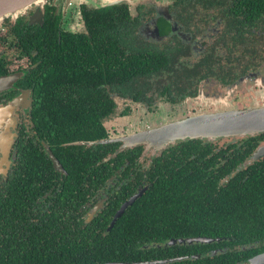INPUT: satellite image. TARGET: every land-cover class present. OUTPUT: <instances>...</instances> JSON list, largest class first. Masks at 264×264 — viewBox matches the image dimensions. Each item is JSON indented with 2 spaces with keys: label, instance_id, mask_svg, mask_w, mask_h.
I'll use <instances>...</instances> for the list:
<instances>
[{
  "label": "flooded vegetation",
  "instance_id": "af4514ba",
  "mask_svg": "<svg viewBox=\"0 0 264 264\" xmlns=\"http://www.w3.org/2000/svg\"><path fill=\"white\" fill-rule=\"evenodd\" d=\"M92 13L113 25L92 34ZM48 20L55 44L41 32ZM14 74L15 88L0 93V105L23 97L6 156L0 149V210L14 191L21 197L0 225L17 244L9 253L40 255L54 247L55 255H72L76 249L61 247L63 240L104 237L136 195L125 213L136 205L139 218L163 208L169 223L182 221L186 230L169 226L163 242L128 248H156L163 259L123 263L249 264L264 253V215L251 216L244 234L236 230L245 216L221 215L236 203L262 205L264 213V131L161 147L123 140L194 115L264 108V0H43L0 23V76ZM67 107L74 126L59 115ZM92 110L95 130L86 115L77 118ZM148 192L159 198L152 210L140 200ZM258 192L263 199L249 200ZM236 194L245 200L228 199ZM244 238L252 243L242 244Z\"/></svg>",
  "mask_w": 264,
  "mask_h": 264
},
{
  "label": "trees",
  "instance_id": "16d2710c",
  "mask_svg": "<svg viewBox=\"0 0 264 264\" xmlns=\"http://www.w3.org/2000/svg\"><path fill=\"white\" fill-rule=\"evenodd\" d=\"M107 15V14H106ZM90 16V17H89ZM87 17L88 25L90 26V31L92 34L98 33L102 30H106L107 27L113 25V21L108 20V18H102L105 14L102 13H92ZM50 19V18H49ZM116 22V21H115ZM47 26L41 30V32H45V42H50L51 44H55L56 41V27L48 20ZM66 37V39L64 38ZM68 36H64V40L67 42ZM73 40V39H72ZM64 41V44L66 42ZM70 45V43H69ZM65 50L59 54L62 56L61 63L66 64L69 62V56L64 54ZM43 52H41L42 54ZM44 54V53H43ZM45 55V54H44ZM71 59V58H70ZM57 65V60L55 61V67ZM58 72L55 70L52 80H55L58 77ZM46 102H50L51 94L42 92L39 94V98ZM70 104V103H69ZM71 106V105H70ZM84 108V107H83ZM41 108H36L35 112L41 111ZM49 113L53 115L54 108H51ZM62 120L69 121L74 126V114L71 112L70 107L64 108L60 110V114ZM84 115H86V121H90L93 123V127L91 130H95L96 128V111L92 110L89 113L78 112L77 118L84 120ZM71 131L75 132L76 135H91L87 132H80L72 130V127L69 128ZM68 129V130H69ZM75 129V128H74ZM264 184V183H263ZM256 183H250L248 186H254ZM251 189V188H250ZM252 190V189H251ZM157 193L154 192V195L149 192L145 194L140 200L143 205H145L146 210H152L156 207L151 205V201L158 200ZM20 191H14L13 202L9 206L18 207L20 204ZM228 199L236 200V201H244L245 198L239 195L230 196ZM263 199L260 192L255 193L253 197L249 200H261ZM9 206L0 210V225L3 223V217L8 215ZM160 208L158 213L155 214H145V217H137L135 212L136 205L131 207L116 223L113 228L107 233L104 237L96 236L92 234L90 237H77L74 240L68 241L63 240L64 245L61 247H72L76 249V252L72 255L58 256L52 253L50 249L44 250V254H16L9 253L13 247H15L16 242L14 240L7 238L6 236H2L0 234V264H106V263H123V262H135L141 260H154V259H163L164 255L161 251L158 252L156 248L150 247L146 251H141L138 253L130 252L129 247L134 246H142V245H151L153 243L163 242L168 238V235L172 233H168V227L171 226V231L173 227L177 226L186 230V224L182 221H177L175 223H169L170 219H167L166 213H163ZM221 215H230L234 214L236 216H245V218L237 224L236 233H245L248 231V220L251 216H261L264 215L262 205L258 206H249L246 204L236 203L235 206L229 208L228 205H225L221 208ZM165 217L167 221L159 222L152 216L155 217ZM2 218V219H1ZM109 224V219L106 217L105 221L100 222L101 229L103 230ZM207 230V229H204ZM89 233V230H87ZM93 233V232H92ZM136 234V238L135 237ZM242 244L247 242L252 243L251 239L244 238L241 240ZM226 242H223V245ZM240 243V242H238ZM25 245L22 244V247ZM4 252V253H3ZM157 252V253H156ZM160 254V256H159ZM245 259L249 256V254H244ZM190 264V263H189ZM192 264H226L223 260H209L203 259L198 262ZM233 264V263H232Z\"/></svg>",
  "mask_w": 264,
  "mask_h": 264
},
{
  "label": "water",
  "instance_id": "95a60500",
  "mask_svg": "<svg viewBox=\"0 0 264 264\" xmlns=\"http://www.w3.org/2000/svg\"><path fill=\"white\" fill-rule=\"evenodd\" d=\"M43 0H0V23L5 17L16 16L32 4ZM19 76H0V93L15 88ZM23 97L13 99L6 105H0V149L3 157L6 156L10 147L11 138L9 124L13 120L14 111L22 103ZM264 131V108L249 109L245 111H224L216 113L199 114L183 120L165 123L160 127L141 132L123 139L127 145L149 143L158 147L175 143L179 140L194 136H222V135H245ZM54 165L60 167L59 162L52 157ZM1 167V163H0ZM140 195L130 198L115 214L110 227L125 213L128 207L139 198ZM160 262L158 264H165ZM106 264H151V263H106ZM249 264H264V253L252 258Z\"/></svg>",
  "mask_w": 264,
  "mask_h": 264
},
{
  "label": "rangeland",
  "instance_id": "374dc122",
  "mask_svg": "<svg viewBox=\"0 0 264 264\" xmlns=\"http://www.w3.org/2000/svg\"><path fill=\"white\" fill-rule=\"evenodd\" d=\"M225 102H228V103H231V101L230 100H226ZM222 108V107H221ZM224 111V110H223ZM218 112V111H217Z\"/></svg>",
  "mask_w": 264,
  "mask_h": 264
}]
</instances>
